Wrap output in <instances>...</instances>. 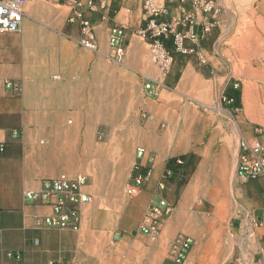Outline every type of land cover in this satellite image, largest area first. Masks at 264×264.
<instances>
[{
  "label": "crops",
  "instance_id": "0c3cea01",
  "mask_svg": "<svg viewBox=\"0 0 264 264\" xmlns=\"http://www.w3.org/2000/svg\"><path fill=\"white\" fill-rule=\"evenodd\" d=\"M160 1L169 14L191 8ZM142 2L111 0L105 18L106 11L82 7L94 25L97 53L76 43L80 27L68 0L31 1L19 31L0 32V264H264V177L230 175L235 133L255 135L242 131V113L231 112L235 101L219 107L217 93L230 96L229 82L205 43L196 54H173L158 95L144 93L145 76L158 73L137 34ZM120 24L125 53L118 63L106 55L109 29ZM190 91L198 107L184 102ZM137 146L154 156V166L129 196L124 188ZM182 155L191 167L187 183L169 177L158 189L167 160ZM61 174L87 178L82 190L92 200L80 206V228L35 227L34 217L50 208L23 193ZM161 198L173 209L150 238L139 227ZM195 199L202 205L193 208ZM178 236L193 240L182 263L173 256Z\"/></svg>",
  "mask_w": 264,
  "mask_h": 264
},
{
  "label": "built area",
  "instance_id": "2783aa9c",
  "mask_svg": "<svg viewBox=\"0 0 264 264\" xmlns=\"http://www.w3.org/2000/svg\"><path fill=\"white\" fill-rule=\"evenodd\" d=\"M35 0H0V32H17L21 28L26 6ZM49 2L50 0H44ZM63 1V0H59ZM71 6L72 20H77L80 35L76 43L95 53L98 45L94 35V25L89 19L84 18L82 7L89 10L96 8L106 11L101 18L107 16L111 0H68ZM180 4H190L189 10L169 14L168 6L160 0H144L143 24L137 30L148 45L149 60L158 72L157 77L145 76L143 83L144 93L150 97L158 95V86L161 84L159 76L165 75L173 62V54L191 55L198 53V47L206 38L212 27L216 24V15L219 12L217 0H178ZM125 25H115L109 29L108 48L106 58L110 61L121 62L124 53ZM171 46V48H170ZM7 86L11 83L6 82ZM237 87V84H234ZM223 100L231 104L234 99L224 96ZM147 117L146 113L142 114ZM253 138L241 136L237 141V163L233 175L239 178L256 179L264 177V127L257 125L253 128ZM2 145H0V151ZM182 163L180 158L176 161ZM154 166V156L144 147L135 148V161L132 165L129 181L125 185V192L129 196L138 193L142 182L149 178ZM172 172L165 168L158 181V189L165 187ZM87 183L85 175L78 174L67 177L64 174L52 179H44L38 191H24V198L32 204L48 206L50 212L35 216V227H52L60 229L77 230L81 225L80 206L92 200L91 195L82 190ZM173 206L164 198L151 204L144 214L139 231L150 237L159 235L161 220L172 212ZM192 238L178 236L173 245L177 251L173 253L174 259L182 263L192 246ZM9 256H18V252L8 253Z\"/></svg>",
  "mask_w": 264,
  "mask_h": 264
},
{
  "label": "rangeland",
  "instance_id": "374dc122",
  "mask_svg": "<svg viewBox=\"0 0 264 264\" xmlns=\"http://www.w3.org/2000/svg\"><path fill=\"white\" fill-rule=\"evenodd\" d=\"M143 3L144 0L142 12ZM217 3L219 12L215 18L216 24L201 44L205 43L211 50L218 74L227 75L230 96L235 91L239 92L237 103L231 112L234 115L242 113V131L251 132L257 125L264 127V0H217ZM35 4L42 10L49 7L43 2ZM142 23L143 14L141 25ZM174 55L187 56L179 53ZM221 81L220 78L219 82ZM234 84H237L236 88ZM245 90L246 95H244ZM227 94L225 89H220L217 93L219 107L229 108L235 101L231 104L225 103L223 97L228 96ZM195 99L193 91H190L184 98V102L192 107H198ZM211 107H214L213 103ZM239 137L240 135L235 133L236 146ZM180 159L181 165L185 166V158ZM185 171L187 180L184 184L189 180L191 167L186 166ZM232 171L230 175L233 174ZM176 178L180 179V176ZM232 203L237 206L236 201L233 200ZM201 205V200L195 199L192 207ZM237 209L240 208L237 206ZM233 212L231 215L221 216L220 219L229 220ZM215 234L219 235L220 229Z\"/></svg>",
  "mask_w": 264,
  "mask_h": 264
},
{
  "label": "trees",
  "instance_id": "16d2710c",
  "mask_svg": "<svg viewBox=\"0 0 264 264\" xmlns=\"http://www.w3.org/2000/svg\"><path fill=\"white\" fill-rule=\"evenodd\" d=\"M233 99L235 100V102L237 103V99L239 97V92L238 91H235L233 94ZM235 103V104H236ZM177 158H185V156H179V157H173V158H170L167 160V163H166V168L170 169L172 174H171V178L173 177H178L180 176V179H177V182L178 184L182 185L186 182V177H187V173L185 171V167L187 165H181V164H178L176 161H177Z\"/></svg>",
  "mask_w": 264,
  "mask_h": 264
},
{
  "label": "bare ground",
  "instance_id": "6f19581e",
  "mask_svg": "<svg viewBox=\"0 0 264 264\" xmlns=\"http://www.w3.org/2000/svg\"><path fill=\"white\" fill-rule=\"evenodd\" d=\"M245 88V87H244ZM247 93H246V90H245V92H244V95H246ZM245 97V96H244ZM245 99V98H244ZM247 102V101H246ZM246 106H248V104L246 105Z\"/></svg>",
  "mask_w": 264,
  "mask_h": 264
}]
</instances>
